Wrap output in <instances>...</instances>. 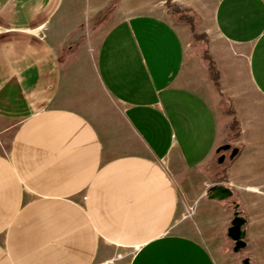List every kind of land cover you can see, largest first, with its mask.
<instances>
[{
    "label": "crops",
    "instance_id": "0c3cea01",
    "mask_svg": "<svg viewBox=\"0 0 264 264\" xmlns=\"http://www.w3.org/2000/svg\"><path fill=\"white\" fill-rule=\"evenodd\" d=\"M111 1L0 0V264H264V0H171L218 86L162 1Z\"/></svg>",
    "mask_w": 264,
    "mask_h": 264
},
{
    "label": "water",
    "instance_id": "95a60500",
    "mask_svg": "<svg viewBox=\"0 0 264 264\" xmlns=\"http://www.w3.org/2000/svg\"><path fill=\"white\" fill-rule=\"evenodd\" d=\"M231 150V151H230ZM230 151L229 158L233 159L237 154L238 150L236 148L231 149L229 144L222 145L216 151L217 154L222 152ZM225 159V155L221 154L218 158V163H222ZM208 199L222 201L231 198L232 192L225 186L214 185L208 189ZM246 220L237 211V207H234V214L232 220L230 221L229 227L226 232L227 238L233 242V253H239L246 247L245 243V226ZM242 264H248V259H243Z\"/></svg>",
    "mask_w": 264,
    "mask_h": 264
},
{
    "label": "trees",
    "instance_id": "16d2710c",
    "mask_svg": "<svg viewBox=\"0 0 264 264\" xmlns=\"http://www.w3.org/2000/svg\"><path fill=\"white\" fill-rule=\"evenodd\" d=\"M116 2H117V0H112L109 4H107V7H105V9L103 10L105 15H106V13H109L110 11H112L115 8V5H117ZM165 3H166L167 16L174 18L177 23H183V24L187 25L189 27L191 36H193V39L195 42L200 41L201 38L203 39V37H205L203 35L198 36L196 33L195 29L199 24V18L195 15V13L191 9H188V8L183 7L181 5L175 4V3L171 2V0H166ZM101 15H102V13H101ZM205 44H206V42H204V45H203V53H204V55H207ZM202 59H203V64L206 66L205 68H207V72H208L210 81L215 86H218L219 77H218V73L214 67L213 62H210L207 57L202 56ZM223 106L226 107L225 101H223ZM248 262H249V259H248Z\"/></svg>",
    "mask_w": 264,
    "mask_h": 264
},
{
    "label": "rangeland",
    "instance_id": "374dc122",
    "mask_svg": "<svg viewBox=\"0 0 264 264\" xmlns=\"http://www.w3.org/2000/svg\"><path fill=\"white\" fill-rule=\"evenodd\" d=\"M158 2L159 1H162L163 2V6L165 7V10H166V0H157ZM187 16V15H186ZM168 17V16H167ZM102 18V17H101ZM101 18H98L97 20H94L92 23H91V26L93 27V30L90 29V27L88 26L87 29H84V31H86V34L84 35V39L88 40L91 38H94L97 33L102 30H104V26H105V19H101ZM169 20H171V22L174 24V25H179V26H185L187 28V30L189 31V35L191 36V33H190V30H189V27L183 23H177L175 21L174 18H171V17H168ZM85 27V26H84ZM95 34H94V32ZM196 33L198 36H205L202 32H201V29L199 28V26L196 27L195 29ZM94 34V35H93ZM206 41V38L203 37V39L201 38L200 41H197L195 42L194 39H193V36H191V46L195 47V46H200L201 50L200 51V54L203 56V57H206L207 55H204L203 53V45H204V42ZM1 128V127H0ZM14 129H15V125H8V126H4L2 129H0V151L3 152L7 149L8 147V144H9V141L12 137V134L14 132Z\"/></svg>",
    "mask_w": 264,
    "mask_h": 264
},
{
    "label": "flooded vegetation",
    "instance_id": "af4514ba",
    "mask_svg": "<svg viewBox=\"0 0 264 264\" xmlns=\"http://www.w3.org/2000/svg\"><path fill=\"white\" fill-rule=\"evenodd\" d=\"M230 151H231V150H230ZM230 151H227V152L230 154ZM222 153H223V152H222ZM222 153H220L219 156H220ZM224 153H225V152H224Z\"/></svg>",
    "mask_w": 264,
    "mask_h": 264
}]
</instances>
